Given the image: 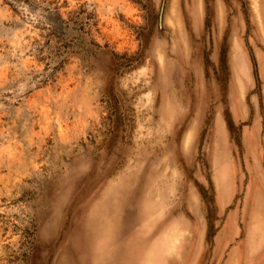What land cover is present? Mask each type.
<instances>
[{"label": "rangeland", "instance_id": "obj_1", "mask_svg": "<svg viewBox=\"0 0 264 264\" xmlns=\"http://www.w3.org/2000/svg\"><path fill=\"white\" fill-rule=\"evenodd\" d=\"M260 195L264 0H0V264H259Z\"/></svg>", "mask_w": 264, "mask_h": 264}, {"label": "crops", "instance_id": "obj_2", "mask_svg": "<svg viewBox=\"0 0 264 264\" xmlns=\"http://www.w3.org/2000/svg\"><path fill=\"white\" fill-rule=\"evenodd\" d=\"M256 210V219L249 225V232L245 235L244 240L240 244L248 253L247 257L253 258L252 261L264 264V195H260ZM258 214V216H257Z\"/></svg>", "mask_w": 264, "mask_h": 264}, {"label": "water", "instance_id": "obj_3", "mask_svg": "<svg viewBox=\"0 0 264 264\" xmlns=\"http://www.w3.org/2000/svg\"><path fill=\"white\" fill-rule=\"evenodd\" d=\"M164 8V7H163ZM163 18V9H162V12H161V15H160V19L162 20Z\"/></svg>", "mask_w": 264, "mask_h": 264}]
</instances>
